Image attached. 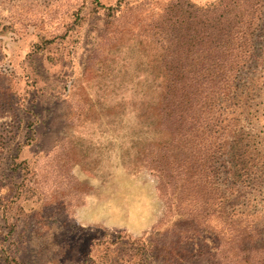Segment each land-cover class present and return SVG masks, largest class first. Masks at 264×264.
Returning a JSON list of instances; mask_svg holds the SVG:
<instances>
[{
	"label": "rangeland",
	"instance_id": "1",
	"mask_svg": "<svg viewBox=\"0 0 264 264\" xmlns=\"http://www.w3.org/2000/svg\"><path fill=\"white\" fill-rule=\"evenodd\" d=\"M119 1L0 0V264H210L209 232L190 233L180 255L158 250L177 211L150 169L129 166L134 111L115 106L149 94L131 36L169 0H121L131 9L116 22L107 7ZM262 21L258 59L228 109L264 162ZM260 179L261 190L247 187L250 219L255 205L264 213Z\"/></svg>",
	"mask_w": 264,
	"mask_h": 264
},
{
	"label": "trees",
	"instance_id": "2",
	"mask_svg": "<svg viewBox=\"0 0 264 264\" xmlns=\"http://www.w3.org/2000/svg\"><path fill=\"white\" fill-rule=\"evenodd\" d=\"M129 3L108 6L110 16L120 22ZM263 13L264 0H169L149 29L131 36L151 79L144 83L148 95L115 103L119 114L134 111L122 146L132 153L133 170L156 175L167 212L177 211L157 248L170 255H180L190 233L209 232L217 240L210 264H264V213L255 205L258 219L249 218L247 191L250 185L262 189L264 162L253 157L228 109L241 75L258 59ZM128 45L120 42L122 49ZM4 96L0 90V108Z\"/></svg>",
	"mask_w": 264,
	"mask_h": 264
}]
</instances>
